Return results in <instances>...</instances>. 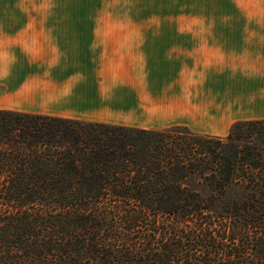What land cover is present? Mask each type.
Masks as SVG:
<instances>
[{"label":"trees","instance_id":"obj_1","mask_svg":"<svg viewBox=\"0 0 264 264\" xmlns=\"http://www.w3.org/2000/svg\"><path fill=\"white\" fill-rule=\"evenodd\" d=\"M0 264H264V120L215 137L0 109Z\"/></svg>","mask_w":264,"mask_h":264},{"label":"crops","instance_id":"obj_2","mask_svg":"<svg viewBox=\"0 0 264 264\" xmlns=\"http://www.w3.org/2000/svg\"><path fill=\"white\" fill-rule=\"evenodd\" d=\"M95 1L233 17L19 19L0 0V109L215 137L264 120V0Z\"/></svg>","mask_w":264,"mask_h":264},{"label":"rangeland","instance_id":"obj_3","mask_svg":"<svg viewBox=\"0 0 264 264\" xmlns=\"http://www.w3.org/2000/svg\"><path fill=\"white\" fill-rule=\"evenodd\" d=\"M228 6H106L95 0H18L19 19L186 20L233 17ZM219 218L205 223H219Z\"/></svg>","mask_w":264,"mask_h":264}]
</instances>
